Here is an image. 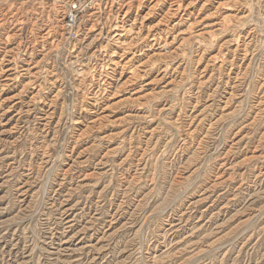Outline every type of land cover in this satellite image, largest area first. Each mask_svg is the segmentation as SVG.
Wrapping results in <instances>:
<instances>
[{"label":"rangeland","instance_id":"obj_1","mask_svg":"<svg viewBox=\"0 0 264 264\" xmlns=\"http://www.w3.org/2000/svg\"><path fill=\"white\" fill-rule=\"evenodd\" d=\"M0 23V264H264V0Z\"/></svg>","mask_w":264,"mask_h":264},{"label":"bare ground","instance_id":"obj_2","mask_svg":"<svg viewBox=\"0 0 264 264\" xmlns=\"http://www.w3.org/2000/svg\"><path fill=\"white\" fill-rule=\"evenodd\" d=\"M97 4V3H96ZM124 4V3H123ZM173 6V5H172ZM178 7V6H177ZM180 7V6H179ZM184 8V7H183ZM188 8V7H187ZM9 17V16H8ZM1 24V23H0ZM140 35H141V33H140ZM130 42V41H129ZM110 43V42H109ZM132 44V43H131ZM138 44V43H137ZM107 51V50H106ZM17 58V57H16ZM17 64V63H16ZM117 65V64H116ZM16 68V67H15ZM11 69H13V67H9V68H7L6 70H4L3 68L1 69V72H4V75L9 71V70H11ZM137 69V68H136ZM141 69V68H140ZM4 70V71H3ZM18 71V70H17ZM20 76V75H19ZM235 77V76H234ZM8 79H10V78H8ZM11 80V79H10ZM32 80V79H31ZM51 81V80H50ZM125 83V82H124ZM53 84V83H52ZM122 85V84H121ZM21 95V94H20ZM47 123V122H46ZM44 218V217H43Z\"/></svg>","mask_w":264,"mask_h":264}]
</instances>
